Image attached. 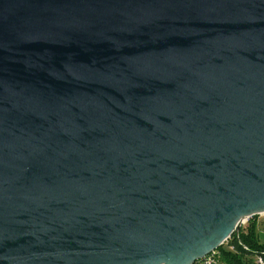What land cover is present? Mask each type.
Masks as SVG:
<instances>
[{"label": "water", "instance_id": "1", "mask_svg": "<svg viewBox=\"0 0 264 264\" xmlns=\"http://www.w3.org/2000/svg\"><path fill=\"white\" fill-rule=\"evenodd\" d=\"M264 214V0H0V264H193Z\"/></svg>", "mask_w": 264, "mask_h": 264}, {"label": "trees", "instance_id": "2", "mask_svg": "<svg viewBox=\"0 0 264 264\" xmlns=\"http://www.w3.org/2000/svg\"><path fill=\"white\" fill-rule=\"evenodd\" d=\"M250 218L247 227H240L238 234H232L217 251L225 264H255L254 257L264 253V244L259 242L255 219ZM229 247L233 249L230 250Z\"/></svg>", "mask_w": 264, "mask_h": 264}, {"label": "built area", "instance_id": "3", "mask_svg": "<svg viewBox=\"0 0 264 264\" xmlns=\"http://www.w3.org/2000/svg\"><path fill=\"white\" fill-rule=\"evenodd\" d=\"M257 216L264 217V214ZM248 220H246L242 225L247 224ZM229 249L232 250L233 248L229 247ZM193 264H225V263L222 262L220 253L217 250H215L210 254L206 255L205 257H203L202 259L197 260ZM255 264H264V253L255 256Z\"/></svg>", "mask_w": 264, "mask_h": 264}, {"label": "crops", "instance_id": "4", "mask_svg": "<svg viewBox=\"0 0 264 264\" xmlns=\"http://www.w3.org/2000/svg\"><path fill=\"white\" fill-rule=\"evenodd\" d=\"M259 217V216H258ZM264 221V220H262ZM261 220L260 219H255V223H256V229H257V235L259 237V234L261 233V231L263 230L264 231V222L261 223ZM259 239V238H258ZM263 241V242H262ZM262 241L259 240L260 243L264 244V239H262ZM254 263H255V257H254Z\"/></svg>", "mask_w": 264, "mask_h": 264}, {"label": "rangeland", "instance_id": "5", "mask_svg": "<svg viewBox=\"0 0 264 264\" xmlns=\"http://www.w3.org/2000/svg\"><path fill=\"white\" fill-rule=\"evenodd\" d=\"M256 219H260V220H261L260 224L264 222V221H262V220H264V217H257ZM247 225H248V224H244V225H242L241 227H244V228H245V227H247ZM258 238H259L260 241H262V239H264V231H263V230H262L261 233L259 234V237H258ZM262 242H263V241H262Z\"/></svg>", "mask_w": 264, "mask_h": 264}]
</instances>
